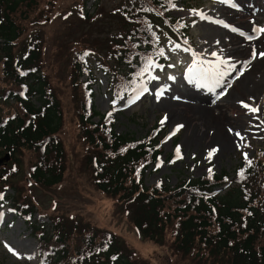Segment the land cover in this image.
Returning <instances> with one entry per match:
<instances>
[{
    "label": "rangeland",
    "instance_id": "obj_1",
    "mask_svg": "<svg viewBox=\"0 0 264 264\" xmlns=\"http://www.w3.org/2000/svg\"><path fill=\"white\" fill-rule=\"evenodd\" d=\"M113 1L102 0V10L93 18L87 17L95 13L94 0H54L52 5L45 4L17 44L25 45V41L29 42L33 37L41 40L39 68L59 103L63 118L57 139L62 146L64 174L58 185L43 188L29 178L26 154L20 153L15 161L7 157L0 159V173L3 176L0 178V194L3 197L0 199V264H37L39 261L35 238L29 224L15 213V201L21 206L33 207L31 225L48 230L51 226L50 218L61 217L112 234L122 242L124 251L134 257V264L221 262L212 259L201 262L193 253L185 257L177 254L172 248L171 231L165 233L160 244L142 240L128 220L126 207L117 202L116 198H109L95 189L92 172L84 162L88 147L77 126L72 59L75 54H84L83 58L92 74L91 77L82 75L78 81L82 87L90 86L94 110L109 118L115 134L140 140L155 129L153 135L157 136L156 149L161 152V156L154 166L144 170V187L165 184L173 188L182 180L205 178L222 171L230 180L239 161L245 160V154L250 159L255 151L264 149V85L254 97L242 93L249 87V73H264V59H253L251 56L253 48L258 53L264 52V33L257 36L253 31L264 28V0H232L235 7L221 3L220 0H176L169 18L189 23V38L184 43L162 41L165 62L158 66L163 68L156 67L143 76L139 88L144 86L148 91L139 99H135L139 88L125 98L123 95L111 98L107 92L108 80L95 65L98 61L108 67L112 66L109 39L113 23L106 20L109 17L106 13L114 5ZM241 8L245 11L250 8V16L240 13L243 11ZM230 11L246 17L239 21L231 18ZM195 13H202L207 19H201ZM249 17L252 18L249 24L240 25ZM247 36L256 38L248 40ZM239 48L244 51L233 54ZM213 52L216 56L212 55ZM194 60L197 69L211 68L210 75L199 82L187 75ZM220 60L227 61V64L214 67ZM244 74H247L245 89L239 87L243 83L239 80ZM149 75L158 79L150 80ZM170 76L174 79H169ZM162 89L166 90L157 100L156 94ZM241 102L259 111L252 113ZM169 104L192 112L190 124L195 126V130H187L182 121L177 119L167 118L161 124L160 121L168 116L169 109L166 107ZM4 110L0 108V113H4ZM200 111H206L204 117H201ZM110 112L111 116L108 115ZM93 121L97 122V118ZM179 125L183 127L173 135ZM216 125L225 128L230 137L233 133H241L243 139L237 137L232 147L223 152L213 147V143L198 144L201 133L212 137ZM195 131H198L195 133L197 144L192 137ZM189 132H192L190 137L187 135ZM210 149L216 151L209 159ZM221 188L215 189V192L225 190Z\"/></svg>",
    "mask_w": 264,
    "mask_h": 264
},
{
    "label": "trees",
    "instance_id": "obj_2",
    "mask_svg": "<svg viewBox=\"0 0 264 264\" xmlns=\"http://www.w3.org/2000/svg\"><path fill=\"white\" fill-rule=\"evenodd\" d=\"M53 1L0 0V108L5 109L0 113V159L7 156L15 161L20 153L26 154L28 176L43 188H52L63 178L64 157L57 139L63 118L39 68L41 40L33 37L29 42L23 39L25 45L17 44L40 8ZM94 1L95 13L87 18L97 17L102 10V0ZM175 2L113 1L106 13L114 17H106L113 23L109 39L112 66L95 62L108 80L111 98L138 87L148 73L140 75L146 60L165 62L163 40H188L189 23L169 18ZM160 50L163 56L158 55ZM83 56L75 54L71 74L77 126L88 147L84 162L92 172L95 189L126 207L128 220L142 240L160 244L165 233L171 231L172 248L183 257L193 253L201 262L212 259L221 260L219 264H264V149L253 153L248 159L250 165L240 160L230 180L222 171L182 180L173 188L165 184L144 187V170L161 156L156 149L155 129L140 140L113 132L109 118L93 108L90 86L82 87L78 81L82 75L92 74ZM221 187L225 190L216 193L215 189ZM15 205V213L29 224L35 238L37 264L135 262L122 242L108 232L61 217H51L47 230L30 224L33 207L16 201Z\"/></svg>",
    "mask_w": 264,
    "mask_h": 264
},
{
    "label": "bare ground",
    "instance_id": "obj_3",
    "mask_svg": "<svg viewBox=\"0 0 264 264\" xmlns=\"http://www.w3.org/2000/svg\"><path fill=\"white\" fill-rule=\"evenodd\" d=\"M252 1V0H251ZM259 1H261V0H259ZM239 2H241V1H239ZM257 5V4H256ZM242 7V6H241ZM244 7V6H243ZM242 9V8H241ZM243 11H240V13H244L246 16H250V14L249 13H251V10H250V8L247 10V11H245L244 9H242ZM260 10V9H259ZM231 12V18H236L237 20H239V21H241V20H243L246 16H244V15H242V14H240V13H235L236 11H230ZM256 12V11H255ZM254 13V12H253ZM255 15V14H254ZM251 17H249V19H247L245 22H240L241 24L240 25H245V24H249V21H251ZM221 34V36H223L222 35V33H220ZM229 37H231V36H229ZM220 38V37H219ZM223 40V39H222ZM230 41L232 42V40H231V38H230ZM223 42V41H222ZM220 45V44H219ZM244 50L243 49H235L234 51H233V54L234 53H242ZM255 66V65H254ZM252 73V72H251ZM251 73H249L248 74V77H247V80H250L249 82L250 83H248L249 85V87L247 88V89H245V85H247L246 83H245V79H246V75L247 74H244L241 78H240V80H239V82L240 81H243V83H241V85L239 86V87H244V89L245 90H243L242 91V93L244 92V96H248V97H254V96H256L257 95V93H258V91H259V89H260V87L262 86V85H264V73L263 74H260L259 73V75H256V74H251ZM258 73V72H257ZM238 82V83H239ZM237 83V84H238ZM237 86V85H236ZM263 88V87H262ZM194 89V88H193ZM206 99V98H205ZM206 102V101H205ZM176 104V103H175ZM173 105V104H172ZM172 105H168L166 108H168L169 109V113H168V116H167V120H169V119H177V120H181L182 121V123H183V125L187 128V130H190V131H193V130H195V126H192L191 124H190V122L192 121L191 120V118H193V117H191L192 116V112H190V111H185V110H181L180 108L178 109V108H176V107H173ZM177 105V104H176ZM183 107V106H182ZM188 107H189V105H188ZM186 109V108H185ZM190 110V109H189ZM201 113H199L200 115H201V117H204V114H206V111L205 112H203L202 113V111H200ZM181 123V124H182ZM213 124V123H212ZM203 126L204 125H202V128H203ZM215 128H216V131H215V133L213 134V136L212 137H208V136H206L205 134H203V133H201V136H200V140H199V142H198V144H200L201 145V142H203V144L205 143H213V144H215V145H213V147H217L218 148V150H220L221 152H223V151H225V150H228L229 148H231L232 147V145H233V143H234V141H235V139L237 138V136L235 135V133H233L232 134V137H230V136H228L229 134H227V130H225V128H223V127H218V125H216L215 126ZM198 131H195L194 132V134H193V140H194V142L196 143V141L197 140H195V133H197ZM191 133L192 132H189L187 135H188V137H190L191 136ZM206 138H207V140H206ZM185 140V139H184ZM185 142V141H184ZM187 143H189V142H187ZM197 144V143H196ZM190 146V145H189ZM219 146V147H218ZM211 150V149H210ZM217 154V153H216Z\"/></svg>",
    "mask_w": 264,
    "mask_h": 264
},
{
    "label": "snow or ice",
    "instance_id": "obj_4",
    "mask_svg": "<svg viewBox=\"0 0 264 264\" xmlns=\"http://www.w3.org/2000/svg\"><path fill=\"white\" fill-rule=\"evenodd\" d=\"M220 2L221 3H226V4H228L231 7H235L236 6V5L232 4V0H220ZM169 3H171V0H169ZM172 6L175 7L174 4ZM195 14L196 15H199L201 19H207L202 13H195ZM218 23H223V22H218ZM224 26L227 27V25H224ZM149 27H151V26H149ZM232 30L233 31H237L236 29H232ZM253 31L257 34V36H259V34L264 33V28L253 29ZM241 35H244V34L241 33ZM255 38L256 37H254V36H247L246 37V39H248V40H252V39H255ZM176 47H179V45H177ZM85 55H87V53H85ZM158 55L163 56V50H160L159 53H158ZM212 55L213 56H216V53L213 52ZM251 56H252L253 59H255L257 57L264 59V52H259L258 53L256 51V49L253 48L252 53H251ZM220 64H225L226 65L227 64V61L220 60L219 63L217 65H215L214 67H217L218 68ZM156 67H161V69L163 68V66H158V65H156L154 63V61H152L151 59H148V60L145 61V68L143 69V71H142V73L140 75H143L144 72H149L150 73V70H152V69H154ZM210 73H211V68H209L208 70L197 69L196 63H195V60H194L193 66L191 68H189L187 75L193 81L199 82L200 80L207 78L210 75ZM149 79L151 80V79H158V78L157 77H152V76L149 75ZM169 79H174V78L170 76ZM165 90L166 89H162V90H159L157 92V94H156L157 100L160 99V96L163 94V91H165ZM147 91H148L147 87L140 86L139 90L136 92L135 99H139L140 96L143 95ZM135 99L132 101L133 103L135 102ZM113 103H115V102H113ZM241 105L244 108L248 109L252 113H256V112L259 111L258 108H252V107H250L249 105H247V104H245L243 102H241ZM108 115L111 116L112 113L110 112V113H108ZM166 119H167V117L165 116V118L162 119L160 121V123L163 124ZM181 127H183V126L182 125L177 126V128L174 130V132L172 134L175 135V132L176 131H179V129ZM229 131L231 132L232 130L230 129ZM235 135L237 137H239L240 139H243V136L241 135V133L236 132ZM215 151H216V149L210 150L209 153H208V157L207 158L210 159L211 156L214 154ZM176 152H177V158L179 159L180 158V155H179V147H177ZM245 160L248 161L249 165L251 164V161L248 160L247 154H245ZM208 171H209V173H211L212 170L209 169ZM240 174L243 175V172H241ZM0 199H3L2 195H0ZM0 215H2V214H0ZM10 251H11V249H10Z\"/></svg>",
    "mask_w": 264,
    "mask_h": 264
},
{
    "label": "water",
    "instance_id": "obj_5",
    "mask_svg": "<svg viewBox=\"0 0 264 264\" xmlns=\"http://www.w3.org/2000/svg\"><path fill=\"white\" fill-rule=\"evenodd\" d=\"M7 157V156H6ZM6 157H4V158H6ZM7 159H8V157H7Z\"/></svg>",
    "mask_w": 264,
    "mask_h": 264
}]
</instances>
